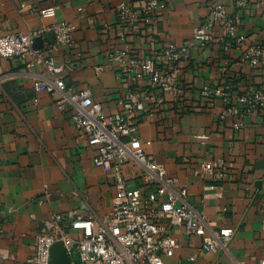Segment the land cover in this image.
I'll list each match as a JSON object with an SVG mask.
<instances>
[{"label":"crops","instance_id":"crops-1","mask_svg":"<svg viewBox=\"0 0 264 264\" xmlns=\"http://www.w3.org/2000/svg\"><path fill=\"white\" fill-rule=\"evenodd\" d=\"M147 0H0V36L37 33L43 48L54 41L49 29L58 23L74 27L76 42L55 54L57 74L73 92L90 90L106 115L118 111V100L130 83L118 79L109 55L130 51L139 60L154 59L164 67L161 51L170 43L191 46L179 64V99H151L138 121L145 153L163 164L170 178L186 187L188 205L206 217L207 235L234 230L228 252L202 250V238L184 223L160 221L178 242L166 264H260L264 260V109L222 118L225 104L200 96L206 86H232V96L264 88V69H239L243 49L226 48L216 30L209 48L192 44L195 29L212 3L237 13L239 0H159L167 8L151 23L141 18ZM240 35L247 45L264 44V0H242ZM138 12L134 23H122L119 5ZM42 12L46 14L43 15ZM154 39V40H153ZM103 66L102 72L97 71ZM26 62L0 57V76L25 71ZM33 74L49 77L43 67ZM58 94L37 93L33 78L15 76L0 89V264H34L36 234L55 214L70 225L74 213L106 221L115 203V181L109 170L96 167V147L73 124L69 111L58 109ZM37 100V102H36ZM203 137L208 140L204 141ZM221 161L226 176L196 175L205 162ZM127 185L143 188V170L124 166ZM151 187L146 193L155 192ZM167 198H160V202ZM73 238L80 233L70 231ZM81 264L78 253L68 255ZM195 260L192 261L191 258Z\"/></svg>","mask_w":264,"mask_h":264},{"label":"built area","instance_id":"built-area-1","mask_svg":"<svg viewBox=\"0 0 264 264\" xmlns=\"http://www.w3.org/2000/svg\"><path fill=\"white\" fill-rule=\"evenodd\" d=\"M245 6L246 2L237 1V13L231 14L224 5L212 3L208 16L195 29L192 44L209 48L214 41L215 31L220 30L227 49L233 45L243 49L236 63L239 69H264V44L248 46V37L240 35L243 23L240 12ZM166 8L159 0H147L141 18L151 23ZM118 14L122 23H134L140 18L139 13L125 2L119 5ZM49 32L53 34L54 41L41 50L34 49L37 33L0 36V57L25 61L27 68L21 73L1 75L0 89L11 77L28 76L33 78L37 93L58 94V109L61 112L69 111L76 129L86 136L90 146L97 148L95 166L111 172L116 198L110 216L103 222L79 213L73 214L70 225L65 224L67 219L62 214H55L53 220L44 221L36 234L34 264H51L52 248L59 242L63 243L68 255L78 253L81 264H166L164 257H172L179 244L168 228L161 227L162 220L184 223L188 233L202 238V250L206 253L228 252L234 230L226 228L207 235L208 221L188 205L187 188L180 187L176 179L169 177L163 164L145 153L138 137V121L146 111L149 100L164 103L163 95L174 100L183 96L184 90L178 83V67L188 60L191 46L173 43L165 46L160 54L164 67L154 59L139 60L130 51L109 55L116 63L118 79L130 83L131 87L118 100V111L106 115L90 90L73 92L57 76L64 71V67L56 64L55 54L60 47L76 44L74 27L58 23ZM36 67H43L49 77L33 74L31 69ZM96 69L102 72L104 67L98 66ZM231 92L230 84L216 88L206 86L200 96L211 103L214 98L220 97L226 107L222 118H237L264 109V88L237 97H233ZM203 140L208 138L203 137ZM129 162L143 170V188L128 187L124 166ZM226 173L221 161L205 162L195 172L196 175L209 174L215 180L224 179ZM151 187L156 189L155 192L146 193ZM163 197L167 200L160 202L159 199ZM71 230L80 233V238H73ZM260 264H264V260Z\"/></svg>","mask_w":264,"mask_h":264},{"label":"water","instance_id":"water-1","mask_svg":"<svg viewBox=\"0 0 264 264\" xmlns=\"http://www.w3.org/2000/svg\"><path fill=\"white\" fill-rule=\"evenodd\" d=\"M42 38H37L34 43V49H43ZM51 264H73L63 243H56L52 248V260Z\"/></svg>","mask_w":264,"mask_h":264}]
</instances>
